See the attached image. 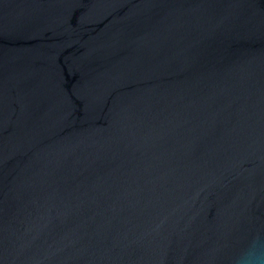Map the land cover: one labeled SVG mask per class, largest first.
<instances>
[{
	"label": "water",
	"instance_id": "obj_1",
	"mask_svg": "<svg viewBox=\"0 0 264 264\" xmlns=\"http://www.w3.org/2000/svg\"><path fill=\"white\" fill-rule=\"evenodd\" d=\"M0 264H264V0H0Z\"/></svg>",
	"mask_w": 264,
	"mask_h": 264
}]
</instances>
